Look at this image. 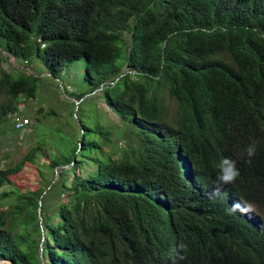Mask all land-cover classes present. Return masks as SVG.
<instances>
[{"label": "trees", "instance_id": "obj_1", "mask_svg": "<svg viewBox=\"0 0 264 264\" xmlns=\"http://www.w3.org/2000/svg\"><path fill=\"white\" fill-rule=\"evenodd\" d=\"M0 49V123L37 89L12 55L52 76L84 58L118 117L0 166V264H264V227L227 196L264 220V0H0ZM226 157L240 175L210 198ZM26 163L33 189L10 180Z\"/></svg>", "mask_w": 264, "mask_h": 264}, {"label": "rangeland", "instance_id": "obj_2", "mask_svg": "<svg viewBox=\"0 0 264 264\" xmlns=\"http://www.w3.org/2000/svg\"><path fill=\"white\" fill-rule=\"evenodd\" d=\"M3 66L6 70H12L13 66L18 67L35 74L38 80L35 96L22 101L17 107L18 113L29 119L27 126L32 127V130L28 131L29 127L26 126L21 131H14L10 118L4 122L6 124L0 123V166L15 162L36 140L55 141L61 133L69 132L75 136L81 124L90 125L96 120L106 124V118L118 120L116 114L98 97V92H90L91 86L85 79L84 58L65 64L57 76L48 74L42 60L37 58L29 64L21 62L20 59L16 61L11 56L10 60L4 61ZM81 95L82 100L76 104L75 99H79ZM38 107L42 108V112L39 119H36L32 109ZM103 111L104 116L101 115ZM54 148L53 144L46 142L44 153L37 157L38 162L46 166L48 154ZM45 175L50 176L49 171ZM10 180L18 188L33 189L38 185L40 177L35 166L26 163L21 171L10 175Z\"/></svg>", "mask_w": 264, "mask_h": 264}, {"label": "clouds", "instance_id": "obj_3", "mask_svg": "<svg viewBox=\"0 0 264 264\" xmlns=\"http://www.w3.org/2000/svg\"><path fill=\"white\" fill-rule=\"evenodd\" d=\"M257 151V142L255 140L249 142L242 152L239 153V159H245L246 162L251 163L252 157ZM240 175V170L237 167V160L232 158H224L219 163V170L216 178L211 182L212 190L209 193L211 197H219L222 194L223 187L228 184L235 183L237 177ZM228 202L234 210L241 216H246L247 219H253V222L259 221L264 227V220L250 215L255 209L254 204L246 201L238 193H233L231 187H227ZM183 247V245H181Z\"/></svg>", "mask_w": 264, "mask_h": 264}, {"label": "built area", "instance_id": "obj_4", "mask_svg": "<svg viewBox=\"0 0 264 264\" xmlns=\"http://www.w3.org/2000/svg\"><path fill=\"white\" fill-rule=\"evenodd\" d=\"M10 120H11L14 128L17 130H23L27 126V124L29 123V119L26 117H23L19 113L11 114Z\"/></svg>", "mask_w": 264, "mask_h": 264}, {"label": "water", "instance_id": "obj_5", "mask_svg": "<svg viewBox=\"0 0 264 264\" xmlns=\"http://www.w3.org/2000/svg\"><path fill=\"white\" fill-rule=\"evenodd\" d=\"M0 52L1 53H4L5 51L4 50H2V49H0ZM12 57L14 58V56L12 55ZM26 67V69H29V67L28 66H25ZM112 83H114V82H112ZM102 87H99L98 89H96V90H100ZM96 90H93L91 93H94V92H96ZM80 100H82V98H79V99H75V103L76 104H78L79 102H80ZM66 166H68V165H66ZM65 166V167H66ZM57 176H58V169L57 168H55L54 169V178H53V180L51 181V184L56 180V178H57ZM50 184V185H51ZM49 188V187H48ZM38 214H39V217H40V207L38 208ZM41 264H43V262H42V260H41V262H40Z\"/></svg>", "mask_w": 264, "mask_h": 264}]
</instances>
